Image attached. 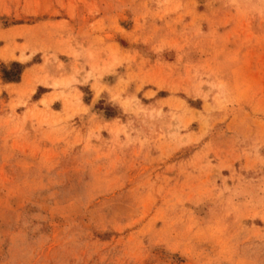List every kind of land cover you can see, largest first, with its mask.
<instances>
[{
    "label": "rangeland",
    "instance_id": "rangeland-1",
    "mask_svg": "<svg viewBox=\"0 0 264 264\" xmlns=\"http://www.w3.org/2000/svg\"><path fill=\"white\" fill-rule=\"evenodd\" d=\"M0 264H264V0H0Z\"/></svg>",
    "mask_w": 264,
    "mask_h": 264
},
{
    "label": "trees",
    "instance_id": "trees-1",
    "mask_svg": "<svg viewBox=\"0 0 264 264\" xmlns=\"http://www.w3.org/2000/svg\"><path fill=\"white\" fill-rule=\"evenodd\" d=\"M22 74L21 65L18 63H12V69L7 67L3 68V79L9 82H16L19 80Z\"/></svg>",
    "mask_w": 264,
    "mask_h": 264
},
{
    "label": "crops",
    "instance_id": "crops-1",
    "mask_svg": "<svg viewBox=\"0 0 264 264\" xmlns=\"http://www.w3.org/2000/svg\"><path fill=\"white\" fill-rule=\"evenodd\" d=\"M8 84L17 85L18 83H15V82H9Z\"/></svg>",
    "mask_w": 264,
    "mask_h": 264
}]
</instances>
